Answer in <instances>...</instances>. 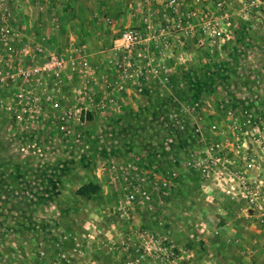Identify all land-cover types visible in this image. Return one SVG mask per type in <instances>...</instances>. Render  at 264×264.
Instances as JSON below:
<instances>
[{
  "label": "rangeland",
  "instance_id": "1",
  "mask_svg": "<svg viewBox=\"0 0 264 264\" xmlns=\"http://www.w3.org/2000/svg\"><path fill=\"white\" fill-rule=\"evenodd\" d=\"M122 3L135 13L130 14L133 26H126L122 31L141 30L147 40L132 47L128 58L122 54L114 56L117 65L113 68L116 72L108 65L112 47H99L104 53L90 59L95 74L92 77L88 73L91 77H84L86 82H83L84 78H79L82 82L78 84L88 88L86 84L90 80L93 84L89 89L96 92L97 98L102 97L98 101L103 104L109 86L121 84L124 88L137 89L136 96L138 91H144V96L149 95L148 101L153 105L150 104L154 114L150 109L146 113L155 117L159 124L155 129L147 127L145 136L149 142L144 144L160 157L154 162L161 166L159 168L163 172L144 174L138 168L141 164L137 159L127 162L128 152L124 143H107L108 127L100 119H104V111L99 109L85 113L83 125L75 128V133L81 132L86 136L81 143L19 140V136L13 134L14 126L8 130L13 122V113L6 108L0 109V114L8 117L5 120L0 115V264H86L90 260H109L120 264L125 261L122 249L129 243V236L134 252L133 256H128L129 260L153 264L158 253L157 244L151 240L153 233L143 229L150 224H140L138 217L143 216L139 207L143 205L144 189L140 187L132 191L129 183L139 181L140 186L150 190V181L160 180L169 169L178 172L176 186L168 193L151 189L152 200L156 201L158 194L162 199L177 200L176 204L174 201L161 208L165 215L175 217L174 231L192 235L189 245L193 246L194 241L196 249L191 257L195 261L193 264L208 261L209 254L197 248L200 233L210 234L208 241L212 255L209 256L215 264H234L240 259L234 248L246 245L240 238L250 243L249 230L243 227V223L235 221L238 219V204L223 195H215L216 191L212 196L217 200L208 202L206 193L202 191V172L186 170L182 166L185 160L193 158L188 154L191 149L186 139L190 132L188 128L181 131L178 123H198L203 133L215 135L218 139L232 138L234 133L226 113L216 108L212 110L208 122L203 104L251 101L253 96L250 94H243L237 99L240 95L235 94V89L252 84V70L259 71L264 64L261 61L252 64L250 56L252 53L256 57V54L264 56V45L261 41L245 42L238 51L232 42L225 44L227 42H221V36L208 34L206 23L210 21L219 26L225 13L230 16L227 12L232 4L224 12L217 9L216 0H182L179 10L173 12L167 0H124ZM205 15L208 17L203 18ZM20 16L15 10L16 21ZM150 32L155 33L158 40L152 38ZM226 55L227 59H223ZM129 112L125 108L122 110L124 115ZM213 122L222 123V126L215 127ZM3 129L10 133H4ZM114 129L113 135L117 138L125 134L122 125ZM135 145L133 142V149ZM201 145L200 141L192 142L195 150H200ZM145 175L150 181H141ZM158 175H161L160 178ZM88 183L98 185L99 191L90 197L78 194V190ZM130 195L135 199L131 206H127ZM149 214L151 220L153 215H157L154 208L149 209ZM221 215L229 221L222 222ZM188 216L193 219L191 222L187 221ZM226 223L228 227H222ZM218 229L219 236L214 232ZM256 229L254 236L264 235V226H256ZM185 234L183 237L187 236ZM225 234L231 238L233 245L221 246L218 237L222 238ZM187 237L179 238V241L186 243ZM162 241L169 246L168 240ZM257 241L260 243L263 238ZM106 246L110 247L112 254L106 253ZM90 247H98L99 253L93 255L85 251ZM177 251L176 258L179 260L181 253ZM162 253L168 259V250H162ZM174 264L181 263L177 261Z\"/></svg>",
  "mask_w": 264,
  "mask_h": 264
},
{
  "label": "crops",
  "instance_id": "2",
  "mask_svg": "<svg viewBox=\"0 0 264 264\" xmlns=\"http://www.w3.org/2000/svg\"><path fill=\"white\" fill-rule=\"evenodd\" d=\"M124 0H15L12 4L14 10H17V13H20L21 16L19 21L16 22L17 24V38L16 43L11 45L9 49L8 46H0V71H11V70H19L21 68L30 67L31 61L27 56H24L19 53L20 47L24 42H31L32 44H44L47 45L49 48L67 56H72L78 61L80 68L76 71L77 73L74 75L73 81L70 84H74L79 86L78 82L80 81L79 78H86V76H90L95 74V69L91 67L92 61L90 59L95 55L103 54L104 52L99 50V47L102 46H111V54L110 59L108 60V65L112 69L113 72L116 70L113 66L116 67V63L114 62L115 57L118 55H114L113 46L114 43L122 31V29L126 26H133L131 22V15L135 14L133 11L131 12L128 7L122 3ZM147 2L148 0H144ZM232 4V9L228 8L229 17H224L226 22L229 24L224 25V33L221 35V42H227L228 44L232 42V44L237 47L238 51H241L239 46L242 43L250 42L256 43L261 41V44L264 45V5L263 7H251L249 5V0H228V5ZM263 9V10H262ZM24 15V16H23ZM23 16V17H22ZM228 18V19H227ZM17 19V18H16ZM224 22V21H221ZM240 44V45H238ZM253 45V44H252ZM254 47V46H253ZM264 47V46H263ZM252 50V48H250ZM256 49L252 50L255 51ZM264 50V48H263ZM258 57L252 53L250 56L252 64L256 61H261L262 65L264 64V56L261 54H256ZM262 58V59H261ZM223 59H227V55L224 56ZM96 61V60H95ZM87 64L85 66L84 64ZM255 67L258 65L255 64ZM93 68V69H92ZM92 69L91 71H89ZM89 71V72H88ZM90 75H89V74ZM254 74V79L250 86H240L238 89H235V94H239L241 98L243 94H250L253 96L251 101H241V102H229L223 101L216 103H206L203 104V108L207 111V120L210 122V116L212 115V110L216 108H220L221 110L228 109L229 107H233L235 109L244 110L247 108H257L258 106H264V65L260 67V70H252ZM124 74V73H123ZM129 74V73H126ZM91 77V76H90ZM88 77V78H90ZM123 77V75H121ZM83 82H86V80ZM78 80V81H77ZM82 81H80L81 83ZM91 81H87L88 88L91 87L93 83ZM15 86V87H14ZM37 86V82L32 83H24L22 80H11L8 81V84H4L0 87V99L3 98L4 100L17 98L16 91L18 87H25L28 89H34ZM252 86V87H251ZM245 87V88H244ZM121 89V90H120ZM142 90H145L142 89ZM223 89L222 92H224ZM111 95H113L114 100L113 102L108 101L107 99V91L105 92V104L102 103L101 98H97V94L91 90L93 99L91 101L86 100L85 102L88 103L91 112L97 111L99 109L101 112L104 111V119L103 120L108 127L107 131L108 134L106 136V142H115L124 143V147L127 153V162L129 163L133 159H137L141 164L140 170L144 174H153L157 175L158 173L162 174V170L156 165V161L160 159L154 150L151 151L146 143L148 141L145 136V132L147 127H153L155 129L159 124L156 122L155 117L149 116V113H146L147 109L151 110V114H154L152 111L154 108L151 106L152 103L148 101L149 95L147 94L144 96L141 91H135L137 89H130L124 88L123 85H117V87H110ZM143 95H140V94ZM154 93V92H151ZM234 93V92H233ZM155 94V93H154ZM99 96V95H98ZM141 96V97H140ZM9 97V98H8ZM118 97V98H117ZM138 97V99H137ZM98 99H100L98 101ZM244 100V98L242 99ZM100 102V103H98ZM98 104V105H97ZM151 104V106H150ZM130 110L129 114L124 115L122 114V110ZM223 111V110H222ZM83 116L85 115L82 112ZM226 113V112H225ZM1 115V119L4 118L5 120L8 118L5 115ZM95 115V114H94ZM154 116V115H153ZM227 116V114H226ZM225 116V117H226ZM99 119V120H100ZM228 122V117H226ZM8 120V119H7ZM83 120V117H82ZM8 122L4 124V127L7 125ZM14 125H13V124ZM9 124V129L11 130V126H14V136H18L20 131V125L12 122ZM102 124V125H105ZM122 125L123 130H125V134H121L120 138H117V135H113L115 132V127ZM215 127H221L222 123L213 122ZM110 126V127H109ZM113 127V128H112ZM229 127V126H228ZM3 132L6 133L8 130ZM152 131V130H151ZM10 131H8V134ZM84 135H82L81 139L76 143H81L84 141ZM92 138V137H91ZM90 138V140H92ZM225 138V137H223ZM132 141V143H131ZM136 143V148L133 149L131 146L132 144ZM149 142V141H148ZM226 143V138L224 141ZM126 145H128L126 147ZM112 149V148H111ZM145 149V150H144ZM79 156V155H78ZM155 161V162H154ZM169 165V164H168ZM127 168V167H126ZM165 168V165L164 167ZM129 172L131 169H128ZM171 170V169H169ZM140 172V173H142ZM161 175H158L160 178ZM156 180L152 179L150 187L153 191L154 184ZM129 183V182H128ZM153 184V185H152ZM176 186V185H175ZM181 187V185L179 186ZM202 191L207 193L206 197L208 202H213L217 200L216 197H213L214 193L211 191H216L215 195L219 194V189L216 188L214 185H210L207 188L204 186L202 187ZM213 195V196H212ZM175 201V202H174ZM177 203L176 199L171 198H163L158 194L156 201L151 200V203H147L143 200V205H141L140 212L143 213V216L139 217L140 224H150L143 229L146 231L152 232V241L157 244V242L161 240H168L170 245L174 250L180 251V259L171 260V257L168 256V259L164 257L162 251H159L156 256L155 260H153V264H174L177 261L181 264H193L195 263L194 259L191 258L194 253L196 252L195 249V242H193V246L191 244V237L192 235L186 233L183 237V233H178L174 231L173 227L175 226V217L172 215H165L163 212L164 210L161 206H167L168 204ZM149 209L154 208V211L157 215H153V219L151 220V216L149 214ZM137 208V205H136ZM156 209V210H155ZM222 222L226 220L229 221V218H224L221 215ZM188 222H191L193 219L191 217H186ZM224 218V219H223ZM239 221V223H243V227L249 230V244L246 240L242 239L246 245L235 247L234 249L239 254L240 259L237 260L236 264H263L264 263V235L254 236L257 233L256 226L250 223L247 219H235V221ZM246 221V222H242ZM236 221V222H237ZM220 222V221H219ZM238 223V222H237ZM135 224V223H134ZM190 224V223H189ZM228 227L226 223L222 227ZM130 228V227H129ZM133 229V228H131ZM228 229V228H226ZM129 231V229L127 230ZM128 234H130L128 232ZM227 234V233H226ZM224 235L222 238L218 237V241L221 243L223 247H229L228 244L232 240L228 235ZM147 237V234H143ZM210 234H201L199 235V244H197V248H200L201 251H205L206 254L212 255V251L210 249L211 243H209L208 236ZM134 236V235H133ZM131 236H129V243L127 246H123V255L125 257V261L120 264H147L145 262H132L129 260V255L133 256V243L130 240ZM149 237V236H148ZM187 241L180 242L179 238H186ZM263 238V243H258V239ZM221 239V240H220ZM96 240V239H95ZM233 245V244H232ZM235 245V244H234ZM259 246V247H258ZM108 251L107 254H112L113 251L110 250L109 246H106ZM98 247H90V249H85V251H89L93 255H97L99 253ZM253 250L256 252H253ZM225 251V250H221ZM178 252V251H177ZM225 254V252H223ZM177 254V253H176ZM208 255V261H205L204 264H215L213 259ZM228 259V258H227ZM169 260V261H168ZM194 261V262H193ZM233 263V262H232ZM234 263V264H235ZM80 264H83L80 262ZM86 264H114L112 261L102 262L97 260H90V262H86ZM200 264L203 262L200 261ZM227 264V263H225ZM229 264V263H228Z\"/></svg>",
  "mask_w": 264,
  "mask_h": 264
},
{
  "label": "built area",
  "instance_id": "3",
  "mask_svg": "<svg viewBox=\"0 0 264 264\" xmlns=\"http://www.w3.org/2000/svg\"><path fill=\"white\" fill-rule=\"evenodd\" d=\"M14 1L0 0V46H8L9 49L16 43L17 38L15 10L12 8ZM181 4L182 0H167V5L173 12L179 10ZM249 5L263 7L264 0H249ZM216 6L222 11L228 6V0H216ZM226 15L225 13L222 17L224 22L219 26L213 25L210 21L206 23L209 35L221 36L224 33V25L229 24L224 20ZM205 17L208 16H203ZM177 26L179 27L180 23ZM150 34L153 35L152 38L157 39L155 33ZM145 40L147 39L141 30L125 29L120 32L114 43V55L122 54L124 58H128V52L132 47ZM19 53L27 56L32 66L0 71V87L8 84V81L17 79L24 83L37 82L33 90L18 87L17 98L14 101L11 97L8 100L0 99V109L11 110L13 122L20 125L19 140L78 142L82 133H75V128L83 125L82 112L84 114L91 112L85 101L93 99L91 90L86 86L70 84L80 68L78 61L47 45L31 42H24ZM84 65L87 66L86 63ZM139 72L143 74L142 70ZM110 87L107 99L113 102L116 99L111 95ZM222 110L226 112L228 122L231 121L229 126L234 133L231 140L226 139V143L223 142L224 139H218L215 135L203 133L198 123L190 125L178 123L181 131L188 128L190 132L186 139L191 149L188 154L193 158L185 160L182 166L186 170L202 172V187L214 185L219 189L220 195L234 200L239 206L237 215L239 219H247L254 225L264 226V106L260 105L258 109L239 110L229 107ZM195 140L201 142L200 150L192 147ZM22 150L25 148L22 147ZM177 176L176 170H169L152 185L158 192L168 193L175 186ZM141 179L145 182L150 181L148 175ZM129 185L132 191L140 187L144 189L142 198L145 202L152 200L151 187L148 190L147 187L140 186L139 181H131ZM134 199V196L130 195L127 198V206H131ZM214 232L220 235L219 229ZM165 244L162 240L157 242V251L168 250V256L175 260L176 252L172 245L169 243L167 247ZM42 255H45V252H42Z\"/></svg>",
  "mask_w": 264,
  "mask_h": 264
},
{
  "label": "trees",
  "instance_id": "4",
  "mask_svg": "<svg viewBox=\"0 0 264 264\" xmlns=\"http://www.w3.org/2000/svg\"><path fill=\"white\" fill-rule=\"evenodd\" d=\"M100 187L98 185H94L92 183H88L86 185H83L79 190L78 194L90 197L94 194H96L99 191Z\"/></svg>",
  "mask_w": 264,
  "mask_h": 264
}]
</instances>
